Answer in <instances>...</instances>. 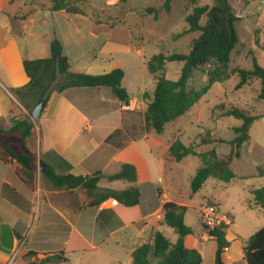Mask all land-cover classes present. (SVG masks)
I'll return each instance as SVG.
<instances>
[{"label":"crops","instance_id":"crops-1","mask_svg":"<svg viewBox=\"0 0 264 264\" xmlns=\"http://www.w3.org/2000/svg\"><path fill=\"white\" fill-rule=\"evenodd\" d=\"M17 5L21 3L18 4L16 0H0V143L16 151L34 154L36 171L34 190H30L16 174V169L21 165L0 160V264L39 262L48 254L60 252H63L65 261L55 264H70L71 256L81 257L96 252L114 257L120 250H125L126 259L116 257L111 264H132L133 250L151 242L155 233L166 226L163 222V205L173 202L186 208L190 206L179 199V189L170 192L171 185L176 182V174L172 172L174 162L167 164L165 155L177 138L161 140V134L148 133L136 140H126L133 131L124 128L126 115L144 112L146 105L141 95L145 91L140 97H131L128 105H120L118 109L113 107L116 101L103 92L80 88L53 92L39 120L34 122L13 90L29 82L23 60L48 58L50 54L46 55L43 46L28 43L32 34L26 22L31 11L23 15L15 10ZM30 21L33 22L32 19ZM70 71L89 74L87 71H72L71 64ZM63 78L62 75L58 76L59 80ZM24 119L34 124L28 137L23 139L19 133L7 132L14 120ZM249 132L251 134V130ZM251 135L247 153L257 169L264 165V141L250 145ZM154 149L162 151L157 181L150 171L152 163L149 156L152 153L155 155ZM124 164L136 168V185L151 183L159 194H152L149 188H145V199L140 205L131 207L119 204L112 198L92 205L90 202L94 198L89 197L84 189L56 188L43 175L48 167L59 175L87 177L101 173L104 177L98 183L99 189L121 191L135 184L126 180L108 181L106 177L118 173ZM256 175L264 177L258 172ZM260 181L264 187V180ZM116 183L121 186L115 187L118 185ZM255 190L253 188L252 192ZM208 203L221 205L222 200L213 197ZM153 205L156 209L151 211ZM251 206L259 209L261 217L260 220L255 218L257 211L249 212L247 216L253 227L248 234L244 235L245 230L230 214L232 225L225 228L228 247L221 257L224 264H246V241L264 226V210L256 203ZM189 227L192 233L184 237V246L197 250L202 264H214L217 250L214 238L203 226ZM15 232L24 238L22 242H19ZM129 240L132 243L128 245ZM25 248L38 255L19 260Z\"/></svg>","mask_w":264,"mask_h":264},{"label":"rangeland","instance_id":"rangeland-1","mask_svg":"<svg viewBox=\"0 0 264 264\" xmlns=\"http://www.w3.org/2000/svg\"><path fill=\"white\" fill-rule=\"evenodd\" d=\"M6 1V0H5ZM21 3L15 7L17 12L28 14L26 26L32 34L28 43L39 44L50 54V43L54 39L61 42L63 55L69 59L72 71H83L100 75L114 69H121L124 73L122 86L131 97H140L142 92L150 94L154 88V79L148 72L147 63L152 56L164 54H187L190 43L198 37L199 32L184 33L189 25L185 18L195 6L213 5L212 0H174L170 13L162 10L163 0H74L70 6L78 8L80 13L71 14L61 11L53 12L48 5L50 0H16ZM237 15L236 23L239 44L232 52L229 69L242 67L250 69L253 59L264 67V0H229ZM247 3V4H246ZM24 4V5H23ZM148 8L159 10L157 18L145 12ZM33 20L31 22L30 20ZM203 17L201 24L205 23ZM27 33V30H24ZM181 35V36H178ZM27 43V42H26ZM182 63L168 62L165 67V77L170 80L179 78ZM212 67L204 66L196 71L188 81V88L200 91L208 87L201 98L177 120L167 124L161 140H171L176 137L184 145L199 143L202 139H219L223 143H210L197 148L199 152L215 149L218 156H226L231 151L229 142L235 137L233 127L242 122L234 117H213L223 111L218 108H238L251 115H264V103L258 100L260 81L252 79L247 85L236 89L239 77L232 74L223 82L209 83L206 71ZM147 105V102H144ZM146 109V107H145ZM145 111V110H144ZM127 114V130H133L130 136L137 137L143 131L142 112ZM250 145L264 141V118L257 119L249 131ZM128 131V132H129ZM149 134L156 135L153 131ZM248 143L240 149V156L235 158L231 169L235 175L230 183L208 178L198 193L191 192V180L201 165L200 158L189 155L181 162H174L172 172L175 183L171 185V193L180 190L179 199L190 205L186 208L184 222L188 226L200 227V208L208 204L213 197L222 200L221 205H214L221 213L234 216L245 233L248 234L250 225V211L259 209L251 206L255 203L253 188L263 187L257 176L252 160L247 153ZM149 156L152 178L157 181L160 172L159 163L162 160V151L154 149ZM167 164L172 163L170 156L165 155ZM243 176V177H242ZM115 187H120L116 183ZM256 222V220H255ZM261 225V224H258ZM204 228V227H203ZM171 242H175V231L164 226L159 229ZM242 235V234H241ZM132 241H127L131 244ZM116 257L126 259L125 250H120L116 256L99 255L89 252L81 257L71 256L70 264H111ZM55 264V263H51Z\"/></svg>","mask_w":264,"mask_h":264},{"label":"trees","instance_id":"trees-1","mask_svg":"<svg viewBox=\"0 0 264 264\" xmlns=\"http://www.w3.org/2000/svg\"><path fill=\"white\" fill-rule=\"evenodd\" d=\"M50 1V9L53 12L63 10L71 14L80 13L78 8L70 6V2L74 0ZM173 1L163 0L162 10L164 13H170ZM190 1L195 2L196 0ZM212 1V6H195L185 18L189 28L184 33L199 32L198 37L191 41L187 54L159 53L152 56L148 61L147 69L154 79V88L150 94L144 92L141 95L142 100L147 102L146 109L141 114L144 128L141 134L130 139H139L151 131L160 135L167 124L183 116L208 89L207 86L200 91L188 88L189 79L196 71L203 69L204 66L212 67L211 70L206 71L210 84L223 82L230 75L236 74L239 77L236 89H240L252 79H258L261 85L258 100L264 103V67L258 65L253 59V65L250 69L242 67L229 69L232 52L240 41L236 30V23L240 17L229 0ZM145 12L154 15L155 19L159 14V10L154 8H148ZM203 17L206 20L204 24H201ZM168 62L182 63L177 80H170L165 77V67ZM23 69L29 78V82L22 88L14 89L13 93L29 113L40 101H43L45 106L53 92L61 93L72 88L91 90L97 93L103 92L107 97L116 101L113 105L115 109H118L120 105H128L131 100V95L121 84L124 77L121 69H114L100 75L73 73L70 71L69 59L63 55V46L57 39L50 43V56L48 58L25 59L23 60ZM59 75L64 76V78L59 80ZM218 108L223 109V111L219 114L213 111V117H234L242 122L240 126L232 128L235 137L229 142L232 149L228 155L220 157L214 148L205 152L197 151V148L202 145L213 142L223 143L219 139H202L199 143L190 145H184L177 139L168 149V155L172 162H180L189 155L200 158L201 165L196 170L190 185L193 194L199 192L208 178H215L228 183L235 177L231 164L235 158L240 156L241 147L248 143L249 129L253 122L259 118H264V115H251L247 111L234 107L225 109L224 105H220ZM135 113L132 112L131 114ZM33 128L34 124L28 119L14 120L12 127L7 132L19 133L20 137L24 139L31 134ZM0 146L2 147L0 160L4 163L21 165V168L16 169L17 176L27 188L34 190L35 155L27 151H16L10 146L2 145L1 143ZM257 170L259 175L264 176V165L258 167ZM43 175L56 188L84 189L89 197L94 198L90 202L92 205H98L102 201L112 198L119 204L131 207L140 205L145 199V194L143 193L145 188H149L152 194H159V190L154 188L151 183L136 185L137 172L136 168L131 164L122 165L118 173L106 177L108 181L126 180L135 184L121 191L99 189L98 183L104 177L101 173L87 177L73 176L71 174L59 175L55 173L53 168L48 167ZM98 194L99 198H97ZM254 200L264 210V187L254 191ZM155 207L153 205L150 210L154 211ZM163 211V222L175 231L177 235L176 241L171 242L161 232L155 233L151 242L144 243L133 250L131 254L132 264H202L200 253L195 249L186 248L183 244L184 237L192 233V229L184 222L186 207L179 206L173 202H166L163 205ZM15 234L19 242L24 240L21 234L16 232ZM209 235L214 238L217 244L214 264H224L221 257L223 251L228 247V242L225 239V227H216L209 232ZM25 246L26 244L23 247ZM62 253L48 254L47 257L39 262L33 261L26 264L60 263L65 261ZM37 255V252L26 250L25 248L19 255V260L22 261ZM244 261L246 264H264V226L246 241Z\"/></svg>","mask_w":264,"mask_h":264},{"label":"built area","instance_id":"built-area-1","mask_svg":"<svg viewBox=\"0 0 264 264\" xmlns=\"http://www.w3.org/2000/svg\"><path fill=\"white\" fill-rule=\"evenodd\" d=\"M200 218L206 232H210L216 227H230L232 218L221 213L214 205L205 204L200 208Z\"/></svg>","mask_w":264,"mask_h":264},{"label":"water","instance_id":"water-1","mask_svg":"<svg viewBox=\"0 0 264 264\" xmlns=\"http://www.w3.org/2000/svg\"><path fill=\"white\" fill-rule=\"evenodd\" d=\"M44 108V102L40 101L38 102L31 110L30 117L34 122H37L41 116V113Z\"/></svg>","mask_w":264,"mask_h":264}]
</instances>
